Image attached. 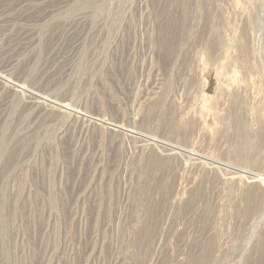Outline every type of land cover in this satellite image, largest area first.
Returning a JSON list of instances; mask_svg holds the SVG:
<instances>
[{
  "label": "rangeland",
  "instance_id": "obj_1",
  "mask_svg": "<svg viewBox=\"0 0 264 264\" xmlns=\"http://www.w3.org/2000/svg\"><path fill=\"white\" fill-rule=\"evenodd\" d=\"M0 75V264H264V0H0Z\"/></svg>",
  "mask_w": 264,
  "mask_h": 264
},
{
  "label": "bare ground",
  "instance_id": "obj_2",
  "mask_svg": "<svg viewBox=\"0 0 264 264\" xmlns=\"http://www.w3.org/2000/svg\"><path fill=\"white\" fill-rule=\"evenodd\" d=\"M0 77H1V75H0ZM9 78V77H8ZM3 81V80H2ZM4 81H5V79H4ZM40 98V97H39ZM40 100V99H39ZM52 104V103H51Z\"/></svg>",
  "mask_w": 264,
  "mask_h": 264
}]
</instances>
